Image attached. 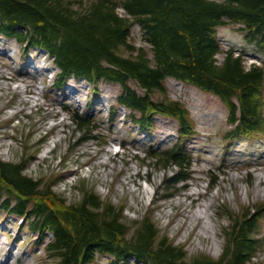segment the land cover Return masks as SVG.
Segmentation results:
<instances>
[{"label":"trees","instance_id":"1","mask_svg":"<svg viewBox=\"0 0 264 264\" xmlns=\"http://www.w3.org/2000/svg\"><path fill=\"white\" fill-rule=\"evenodd\" d=\"M232 23L264 51V0H0V35L15 38L28 51L45 50L60 69L56 88L71 76L94 88L101 80L115 82L122 89L111 121L119 106L130 110L128 117L145 133L154 131L158 115L177 120L178 141L149 152L154 163L178 167L165 179L170 188L192 178L185 138L195 128L180 100L153 97V92L165 93L168 77L219 97L228 110V138L264 136V66L247 65L234 49L226 50L221 62L217 59L222 52L217 30ZM135 24L149 50L130 42ZM73 121L83 133L81 141L96 136L97 126L86 115L75 113ZM26 165V160L0 158V208L28 220V229L37 232V243L44 244L54 264H93L100 255L109 256L108 264L131 259L134 264H250L263 246L257 234L264 202L229 212L220 257H189L183 244L161 234L152 216L134 221L130 234L123 205L84 187L80 201L69 203L54 189L58 176L35 180L26 174Z\"/></svg>","mask_w":264,"mask_h":264},{"label":"rangeland","instance_id":"2","mask_svg":"<svg viewBox=\"0 0 264 264\" xmlns=\"http://www.w3.org/2000/svg\"><path fill=\"white\" fill-rule=\"evenodd\" d=\"M239 27L219 26L218 61L226 50L234 49L247 65L264 66V51L248 42ZM131 31L130 42L149 50L139 25ZM59 71L45 50L28 51L15 38L0 35V158L13 163L26 160V174L35 180L47 182L58 176L54 189L69 203L80 201L84 187L123 205L130 234L134 221L150 215L161 234L183 244L189 257L199 253L220 257L229 212L240 213L264 202V136L228 138V110L219 97L168 77L165 93L153 92V97L180 100L195 128L185 138L192 178L170 188L165 179L178 167L154 163L149 152L168 149L178 141L177 120L158 115L154 131L145 133L128 117L130 110L119 106L111 121V107L117 105L122 89L118 83L101 80L96 89L92 82L71 76L56 88ZM132 85L144 93L137 83ZM75 113L97 126L92 131L96 136L81 141ZM172 192V197L165 196ZM195 213L200 216L192 225ZM261 225L257 237L264 240V216ZM28 226L26 218L0 208V264L55 263ZM108 258L100 255L93 264H108ZM122 264H134L133 259ZM250 264H264V243Z\"/></svg>","mask_w":264,"mask_h":264},{"label":"bare ground","instance_id":"3","mask_svg":"<svg viewBox=\"0 0 264 264\" xmlns=\"http://www.w3.org/2000/svg\"><path fill=\"white\" fill-rule=\"evenodd\" d=\"M220 43H221V41H220ZM221 46H222V43H221ZM23 91L27 92V90L25 88L23 89ZM199 216H200V214H198V213L191 215L192 219H191L190 223L192 225H194L196 223V220L199 218Z\"/></svg>","mask_w":264,"mask_h":264}]
</instances>
